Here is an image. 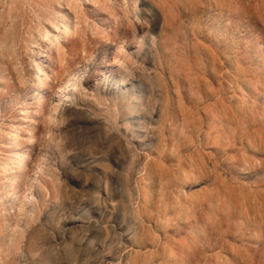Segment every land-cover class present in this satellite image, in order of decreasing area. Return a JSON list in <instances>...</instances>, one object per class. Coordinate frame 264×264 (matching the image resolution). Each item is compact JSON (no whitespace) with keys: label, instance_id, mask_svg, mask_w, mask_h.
<instances>
[{"label":"rangeland","instance_id":"obj_1","mask_svg":"<svg viewBox=\"0 0 264 264\" xmlns=\"http://www.w3.org/2000/svg\"><path fill=\"white\" fill-rule=\"evenodd\" d=\"M15 1L0 0V264H264V0H78L63 60L39 56L48 0H20L9 28ZM47 114L20 202L10 133L22 122L24 145Z\"/></svg>","mask_w":264,"mask_h":264},{"label":"bare ground","instance_id":"obj_2","mask_svg":"<svg viewBox=\"0 0 264 264\" xmlns=\"http://www.w3.org/2000/svg\"><path fill=\"white\" fill-rule=\"evenodd\" d=\"M90 3H95L96 0H88ZM87 1V2H88ZM78 2V0H48V4H46V6L48 7V11H45L44 14H42L41 17L38 18V26H39V32H45L46 35V39L45 41H43V43L41 44V47L39 49V56L41 55V50L43 49V51L45 52H50L52 49V46H55V48H57L60 52L64 53L63 56H61L60 60L66 59L69 56L68 52H64V48L67 47V45H61L58 46L57 42L60 40V38L63 37H68V39H70L72 33L76 32L77 34L80 35L79 31V25L78 23H74L71 24L70 23V18L71 16H74L76 14V8H74L75 3ZM136 0H132L131 4H135ZM19 3L20 0L15 1V3L13 4V6L10 8L9 14H8V21H7V27L11 28L14 25V19L17 17L16 16V12L19 10ZM1 6V5H0ZM127 4H123L122 7H126ZM131 6V5H130ZM130 14V18L133 15H137L136 12H132V11H128L126 13V11L123 9L122 11V15L126 16V15ZM70 23V24H69ZM107 23V22H105ZM61 24V25H60ZM2 21H1V15H0V28L2 27ZM6 27V28H7ZM49 29V30H48ZM56 30V31H55ZM58 30V31H57ZM50 32H53L52 34L49 35ZM81 37V35H80ZM33 38V34H31L30 39ZM13 41H9L3 38L1 45L4 46L3 49H5V52H7L6 54L9 55L11 54V47H12ZM51 44V45H49ZM7 48H9L7 50ZM76 49V47H75ZM7 50V51H6ZM93 50V49H92ZM75 50L71 51V54L73 52V54H76V52L74 53ZM91 49L86 51V58L89 60L92 56V53H90ZM4 52V51H3ZM4 54V53H3ZM66 54V55H65ZM7 57V56H6ZM12 57V56H11ZM102 57V56H101ZM10 59V58H9ZM86 64V63H84ZM49 66L50 63L48 64ZM84 67H81L79 65H76L75 67H71V68H67L66 70H64L65 73H62L63 76V81L58 82L56 85H52L54 88H56V92L60 95L63 96L64 94V90H66L67 88H73L74 85V80L76 77H78V75L80 73H82V69ZM104 75L106 76L107 71H108V66H104ZM52 70L53 67H52ZM98 70V73H102L103 71ZM97 73V74H98ZM120 73V71H119ZM10 74V73H8ZM48 75V72L45 73V76ZM115 76V75H113ZM47 78V77H45ZM14 87V84H13ZM37 106V107H36ZM38 105H35V112L38 109ZM43 108L45 110H49V112L52 110H54L53 108L48 107L46 102H43V104L39 107ZM34 112L30 111V103L27 104V106L24 109L23 115L25 117H30V114H33ZM33 118V116L31 115V119ZM50 114H47V116L43 119V120H39L37 121V130L36 126L34 123H30V126L32 127V133L31 135L28 137V142L25 143L24 145H20V138L23 134V131L25 130V128L22 127V122L18 121L17 124L14 127L13 132L11 131L10 133V139H11V147L10 150L13 149H17V150H22V154H19L18 151L13 153L12 159L14 160V164L15 166H13L12 168H7V172H8V176H11L13 179L16 180L17 182V189H16V193L18 195L17 200H19L20 202L23 201L22 199V195H20L19 193H21L23 191V193L28 189V177L33 176L35 174V170L38 168L37 164H34V162L32 160H30V158H25V157H31V156H37L40 153V148L37 145V142L39 140V138L41 137L42 134H44L43 129L49 126L50 123ZM34 120V119H32ZM35 122V121H34ZM32 138V141H34V143L32 141H30V139ZM30 142H32L30 144ZM28 144H30V146H28ZM27 169L31 170V174H28ZM17 173V176H15V174ZM14 174V175H13ZM14 186V185H13ZM25 196V195H24ZM21 210V209H20ZM72 221H77L76 218L72 219Z\"/></svg>","mask_w":264,"mask_h":264}]
</instances>
